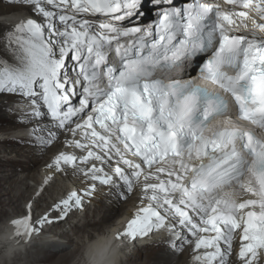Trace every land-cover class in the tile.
<instances>
[{
    "label": "snow or ice",
    "instance_id": "obj_1",
    "mask_svg": "<svg viewBox=\"0 0 264 264\" xmlns=\"http://www.w3.org/2000/svg\"><path fill=\"white\" fill-rule=\"evenodd\" d=\"M5 3L17 19L0 32V97L27 109L34 146L64 137L76 151L49 167L87 184L39 216L26 202L5 218L12 239L83 211L103 186L137 196L117 241L164 233L197 264H230L238 241L237 264H260L264 0Z\"/></svg>",
    "mask_w": 264,
    "mask_h": 264
},
{
    "label": "bare ground",
    "instance_id": "obj_2",
    "mask_svg": "<svg viewBox=\"0 0 264 264\" xmlns=\"http://www.w3.org/2000/svg\"><path fill=\"white\" fill-rule=\"evenodd\" d=\"M2 1L5 2V0ZM9 11L11 9L7 8L6 4H0V21L7 22L4 24L0 23V32H2L5 25H10L17 19V17H5L3 15ZM26 111V108H22L16 104L6 103L5 98L0 97V136H2L0 137V155L9 156L12 153L16 155L10 159V164L15 169L13 168V170H10L11 172L4 173L0 171V214L2 215L7 214L6 208H11L10 204L15 203V198H17L15 199L16 202L20 199H24L27 202L34 195V193H31L32 188L36 191L37 186L43 184L44 179L50 177L52 168L49 167V161L63 147L64 137H61L57 142L52 143L48 147L34 146L30 135L32 125L28 124L26 122L27 118L23 116V113ZM22 118L25 120V123L19 122ZM41 162H43L42 165L40 164ZM45 166L47 167L42 173L40 170ZM31 167L35 168L30 170ZM67 175L76 182L78 180L81 181V179L76 178V174H73L72 171H68ZM29 180L35 181V187H30ZM51 184L46 191L52 193L50 195L52 203H49L42 211L59 202L60 200L57 198L60 195H63V199L67 191L87 185L85 181H81L77 187H74L76 184L74 183L72 188L68 187V184L66 185L60 181ZM42 197L44 198L45 195H42ZM42 197L34 204L35 213L41 202L45 201V198L43 199ZM103 197H107L108 202H105ZM136 203L137 196L135 194L125 201L117 196L114 189L108 187L98 188L90 200L86 199L84 201V209L89 208L88 205L90 204H93L95 207V211L91 216L86 213L82 219H78L79 217L77 218L76 215L80 211L74 210L65 220L52 225H46L43 236H40L38 240L34 241L29 249L15 253L11 264H46L49 260L52 261V259L53 263L50 261L52 264H67V261L70 262L81 253L89 237L105 231L108 226L114 227V230H119L122 227V222H120L121 220L117 222L118 219H122L125 215L131 217L136 210ZM121 210L124 212L117 216L118 211L121 212ZM15 211L16 214L21 211L19 203L14 208V211L12 210V212ZM51 215L54 216L55 213L53 212ZM65 222H68V224ZM48 234H53V237H44ZM71 234L75 236L76 241L73 242ZM58 236L59 238H57ZM2 238L3 228L0 230V240ZM169 239L159 242L153 238H147L146 240L135 243L132 250V245L129 244L125 251H131L129 255H123L126 258L124 264H197L194 259L192 246H187L182 252H177L170 248L168 243ZM26 243L20 242L17 246L18 250L24 247ZM237 244L238 241L234 242V251L230 259V264H237ZM71 246L72 249L70 251L67 250ZM0 258H4L1 249ZM4 264L7 263L5 262ZM260 264H262V257Z\"/></svg>",
    "mask_w": 264,
    "mask_h": 264
},
{
    "label": "clouds",
    "instance_id": "obj_3",
    "mask_svg": "<svg viewBox=\"0 0 264 264\" xmlns=\"http://www.w3.org/2000/svg\"><path fill=\"white\" fill-rule=\"evenodd\" d=\"M3 231H6L7 235L0 240V248L4 249V255L11 264V258L18 250L19 242L12 239L13 229L10 225L5 224ZM117 231L118 229L107 230L89 237L85 242L79 264H121V258L129 243L117 241L115 238ZM6 245H10L7 250Z\"/></svg>",
    "mask_w": 264,
    "mask_h": 264
},
{
    "label": "rangeland",
    "instance_id": "obj_4",
    "mask_svg": "<svg viewBox=\"0 0 264 264\" xmlns=\"http://www.w3.org/2000/svg\"><path fill=\"white\" fill-rule=\"evenodd\" d=\"M0 4H6L5 2H3L2 0H0ZM4 20H7V19H4ZM0 23H7V22H1L0 21ZM8 25V24H7ZM18 114H20V112H18ZM32 128V127H31ZM30 128V129H31ZM0 137H2V136H0ZM7 154V153H6ZM8 154H10V153H8ZM14 156H16L14 153H12V155H6V156H1L0 155V171L1 172H11L10 170H13V168L14 167H12L13 165H11L10 164V159L11 158H14ZM42 163L43 162H41L40 164L42 165ZM36 167V166H35ZM35 167H31V169L30 170H32V169H34ZM15 169V168H14ZM3 170V171H2ZM6 170V171H5ZM42 170V169H41ZM68 171H70L71 172V169H68L67 171H65L64 173L65 174H63V177L62 178H60L58 181H60L61 183L63 182L64 184H68L67 186L68 187H70V188H72L73 187V185H74V183H76L75 184V186L74 187H77V186H79V183H81V181H74V180H72L71 178H69V176L67 175L66 176V174L68 173ZM44 172V171H43ZM42 172V173H43ZM67 172V173H66ZM65 181V182H64ZM29 182V185H30V187H35V185H36V183H35V181H32V180H29L28 181ZM34 189L32 188V192L31 193H34L35 192V190L33 191ZM43 195H45V201H43V202H41V204L38 206V208H37V210H36V213H35V215L36 216H39L40 214H41V212H43L42 210L44 209V208H46L47 207V205L50 203H52V200H51V197H50V195H52V193L50 192V191H46ZM26 196H28V195H26ZM55 197V196H54ZM107 197H108V195H107ZM107 197H103L104 198V200H105V202H108V198ZM132 197V196H131ZM43 198V197H42ZM43 198V199H44ZM107 198V199H106ZM15 199H17V198H15ZM14 199V201H15V203L14 204H10V206H11V208L10 207H7L6 208V211H7V214L6 215H2V214H0V230L3 228V226H4V224L6 223V219L5 218H9L10 216H15L16 215V211L15 212H12V210L14 211V208L16 207V205L19 203L20 204V209L22 210L23 209V207H24V204H25V202L26 201H24V199H20L18 202H16V200ZM31 199V198H30ZM30 199H28V200H30ZM56 199V198H55ZM126 204V203H125ZM14 207V208H13ZM88 210L86 211V210H83V211H80V213L78 212V214L76 215L77 216V218L78 219H82L83 217H84V215L87 213V214H90V216L94 213V211H95V207H94V205L93 204H90V205H88ZM122 212H124L123 210H121V212L120 211H118V215H120ZM55 215H56V213H55ZM54 215V216H55ZM117 215V216H118ZM75 217V216H74ZM73 217V218H74ZM116 217V216H115ZM75 220V219H74ZM70 221V220H69ZM66 224H68V222H65ZM111 225V224H110ZM109 228V226L106 228V230L105 231H107V229ZM72 236V239H73V242L74 241H76V238H75V236H73V234H71ZM45 237H53V234H48V235H46ZM57 238H59V236L57 237ZM72 249V246H71V248L69 247V248H67V250H71ZM82 252H83V250L81 251V253H79V255H77L76 257H75V259H72L70 262L69 261H67L68 263L67 264H79V261H80V259H81V255H82ZM134 252V251H133ZM12 260V259H11ZM51 260H49L48 261V263H46V264H52L53 263V259H52V263L50 262ZM7 263V264H9V261L4 257L3 259H1L0 258V264H4V263ZM63 264V263H62Z\"/></svg>",
    "mask_w": 264,
    "mask_h": 264
}]
</instances>
